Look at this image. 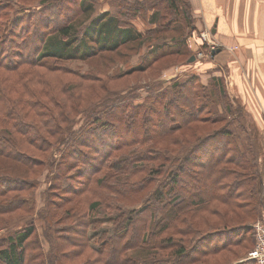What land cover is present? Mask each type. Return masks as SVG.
<instances>
[{"label":"trees","instance_id":"16d2710c","mask_svg":"<svg viewBox=\"0 0 264 264\" xmlns=\"http://www.w3.org/2000/svg\"><path fill=\"white\" fill-rule=\"evenodd\" d=\"M60 1L19 3L27 13L52 12L31 22L34 45L11 39L7 47L2 34L8 31L17 37L21 31L0 22V216L31 204V194L25 193L35 186L42 168L56 165L48 157L69 134L56 169L50 171L48 197L51 192L60 199L48 198L44 212L57 218L55 223L70 219L65 230L80 239L63 237V244H58L61 255L47 258L41 243L33 239L36 226L31 220L0 237V263L202 264L233 246L248 249L245 243L252 240V223L261 218L259 205L264 207V179L229 129L230 120L214 107L220 103L226 112L244 110L241 103L229 99L217 79L210 83L214 98L206 85L202 90L196 87V76L176 81L172 95L156 79L148 84L157 85L158 91L147 103L133 105L126 101V89L109 88L106 82L98 86L99 74L74 73L62 64L96 57L110 62L112 54L127 57L142 46L148 50L127 73L145 72L162 58L182 57L190 51L182 23L189 19L195 27L190 1L116 0L121 9L101 11L81 27L74 22L77 10L91 16L96 1L75 0L78 4L73 10L65 8L63 16L55 9ZM10 4L0 0L1 9ZM150 9L156 25L143 33L130 18ZM18 23L11 19V25ZM102 90L118 93L81 107ZM103 99L108 102L104 111H92ZM88 108L93 120L72 130L74 114ZM198 122L211 126L189 135ZM179 148L183 155L171 157ZM168 163L170 170L163 169ZM76 165L79 175L68 172ZM88 194L95 198L87 203ZM138 203L144 204L137 212L122 210ZM110 209L116 211L108 217L114 232L101 238L96 249L85 237L90 227L96 229L103 222L96 212ZM140 215L147 218L137 226ZM45 226H52L49 219ZM188 236L199 237L187 246ZM50 245L52 251L53 239ZM236 260L225 264H257Z\"/></svg>","mask_w":264,"mask_h":264},{"label":"rangeland","instance_id":"374dc122","mask_svg":"<svg viewBox=\"0 0 264 264\" xmlns=\"http://www.w3.org/2000/svg\"><path fill=\"white\" fill-rule=\"evenodd\" d=\"M10 2L11 6L6 8H0V12H2V18L0 19V22H3L4 25L10 26L13 29H16L17 31H21L20 35L17 37H12L10 35V32L5 31L2 34L3 41L7 40V47L10 45V40L15 39L18 43H28V45H34L35 42L32 38V34L30 33L31 30V22L36 19V17L39 15L47 16L48 14L52 13L51 11H48L46 9H43L41 14H39V11L33 10L32 13H27L26 11H22L19 7V3H27V4H36L40 0H7V2ZM71 6H68L66 0L60 1L55 8L57 13H60L61 16L65 15V8H71L74 9L75 5L78 4V2L75 3V0H70ZM112 11H116L117 9H121L119 7V3L115 0L112 1ZM1 6V5H0ZM96 10L91 16H85L84 13H80L79 10H77V16L74 19V22L77 24L78 27H81L85 23L89 21L90 18L95 16L97 14ZM8 13V14H7ZM99 13V12H98ZM150 14L149 11L142 12L140 14H136L130 20H135L139 24H135L136 27L143 28L149 27L152 25H149L150 20ZM16 18L19 22L17 24L11 25V19ZM188 23H182L186 36L184 40L187 41L189 50L187 54L181 56H173V57H167L162 58L158 62H156L149 70L145 72H132L127 73L129 70H131L133 67H135L145 52L148 50L147 46H142L140 49L135 50L133 52H130L127 57H123L120 54H112L113 61H105L104 58L96 57L95 59H91L88 61L84 60H72V61H66L63 64V66L68 67L70 70H73L74 73L78 74H84V73H93V75L99 74V78L97 80V85L103 83H108V87L112 89H117L118 91H123L126 89L125 92L126 96L128 97L126 101H130L133 105H139L142 103H147L149 101V97L151 94H153V91H158L156 89L157 85L155 87H150L149 82L160 79L162 82L161 88L165 89L168 92L169 95H172L174 93L173 89H171L172 85L176 81H184L185 79H188L192 76H196L198 78V81L196 83V87L199 90L203 89V86L206 85L211 95H209L211 98H214V94L211 92L212 90V84L211 81L213 78L217 79V85H222V88L224 89L225 93L229 97L230 100H234L236 103L239 102L242 104L244 110H241V108H236L233 112H226L223 108V106L218 103L216 106H214L216 109L218 108V113L225 114L230 120L229 129L233 132L235 135V139L238 141L239 145L242 147V150H244L250 157L253 158L255 163V169L258 168V170L261 172V176L264 179V111L263 112H255L252 108L254 105L250 103L251 98L249 96H240L235 88L234 82H235V69L231 65V67H228L227 64H225L223 67L220 66L221 63H216L215 58L220 53L221 50L225 49L222 47L221 43L215 38L213 34H209V37H207L206 40L203 39L202 33H208L209 28H204L201 31H198V29H195V27H191L189 19L187 20ZM144 22L146 25H143ZM184 22V21H183ZM195 30V31H194ZM147 31V29H146ZM144 31L143 33H145ZM212 33V31H211ZM201 41L199 43L195 42L194 44H191V41ZM197 43V44H196ZM216 45V46H215ZM219 47L220 51H216L215 53L212 52V47ZM14 52H17L18 50L16 48L13 49ZM189 54L195 55V59L193 61H189L188 56ZM258 64H257V74L255 71L252 73V77L254 76L256 79V86L255 81H253L254 86L257 88V91L259 93H263V99L262 104L264 105V89L262 90L261 84L262 81L260 79L264 78V45L259 49L258 52ZM191 57V56H190ZM218 59V58H216ZM218 64V65H217ZM178 67V71L177 68ZM166 73L167 77L164 78V74ZM221 73V74H219ZM258 77L260 79H258ZM123 87H126L124 89H121ZM156 89V90H155ZM101 89H98V92ZM130 90V92H129ZM118 91L110 92L109 95L107 92H104V90L101 91V94L96 97L92 96L89 99H86L81 107H83L86 103H91L92 100H97L99 98L105 97V98H111L115 96ZM161 91V90H159ZM106 93V94H105ZM203 91L201 92V98L204 100L206 97H204ZM259 95V94H258ZM214 96V97H212ZM248 98V100H247ZM154 101V100H151ZM106 100H102L98 103H96L92 107V111H100L98 113H101V111H104L105 106L107 105ZM155 106L159 107L161 109V102L154 103ZM252 105V106H251ZM209 106H211L209 104ZM257 107H259L257 105ZM260 108V107H259ZM89 109L88 108L85 112L82 110L80 112H77L74 114V125L72 126V130H77L80 127L84 126L88 121H92L93 118L90 120L92 116H89ZM132 109V108H131ZM129 109V110H131ZM163 110V105L162 109ZM97 113V114H98ZM159 113V112H158ZM263 113V114H262ZM88 114V115H87ZM235 116L238 117L234 118ZM100 120H104V115H100ZM31 120V119H29ZM217 126L222 125L221 123L216 124ZM214 125V127H216ZM211 124H203V123H195L194 126L191 128V131H189V135L195 133V132H203L207 128H209ZM71 130V131H72ZM199 130V131H198ZM69 135V134H68ZM67 135V136H68ZM66 134L62 136V139L56 143L55 148H53V152L51 156L49 155L48 158H50V161H52V165L58 163L59 159H61L62 151L65 148V140L67 138ZM64 141V142H63ZM178 147V146H177ZM176 147V148H177ZM128 150V149H127ZM126 150V151H127ZM125 152V151H124ZM183 155V151L180 152V148L174 153L170 154L171 157L175 155ZM50 167L49 165L46 166V168L39 167L40 174H37L35 177V186L32 187L31 190H29L27 193L29 196V200L31 204H28L23 208V210H20L18 212L7 214V215H1L0 216V237H3L5 235H8L11 231H15L16 229L22 228L25 225L28 224L29 221H34V224L36 226V234L34 235V241H38L37 243H41L42 249L45 252V256L47 258L49 255L56 256L57 258L61 255L60 250L58 249L59 245L63 244V237H73L76 240L80 239V236L77 233L71 234L68 233L65 229L68 226V224H71V220H60L59 222L55 223V220L57 218H53L52 216L49 217L46 216L45 210V203L48 198H55L60 199L59 196L53 195L51 196V192L48 197V190L50 185V171L51 169H56L55 166ZM171 163H168L167 166L163 167V169H169L172 166H170ZM77 167H74L72 169H69L68 172H77V175L81 173L79 170L80 165H76ZM174 167V166H173ZM170 170V169H169ZM168 170V171H169ZM168 171L164 178H166ZM144 174V173H142ZM260 176V174H259ZM159 178L157 181H159ZM51 191V190H50ZM264 194V193H263ZM261 194V196L263 195ZM95 197L88 194L87 197V203L91 200H93ZM261 198V197H260ZM153 203V202H152ZM260 203V200H259ZM144 203H138L135 205H126L122 206V210H125V212H128L129 210L135 209L136 212L139 211L143 207ZM87 206V204H86ZM259 214L261 215V218H263V212L264 207L259 205ZM223 209L222 207H219ZM116 213L115 209L112 211H99L96 212V216L100 217L103 221L99 224H97L96 229L93 227H90V230L85 237V239H89L91 245L93 247L99 248L103 240L101 238L110 236L114 232L115 225L112 223L111 220L108 219L109 216ZM158 213V211H157ZM138 215V213H135V216ZM143 215H140L136 219V225L140 226L144 221H142ZM215 218V217H214ZM46 219H49L51 222V227L48 228L45 226ZM259 219V218H258ZM264 219V218H263ZM150 220V218H149ZM68 222V223H67ZM179 235V234H177ZM200 236V235H199ZM199 236H188V240L186 241V245L188 246L189 243L194 242L197 237ZM60 237V238H59ZM190 237V238H189ZM53 239L55 246H53V249L51 251L50 247V241ZM57 239V240H56ZM252 240L245 243V245L249 246L248 249L243 250L242 248H239L237 246H233L230 250L232 251H225L222 254H220L217 257H213L206 262L202 264H225L229 260H245L247 257V254L251 251L253 246L255 245V235L253 232V236L251 238ZM57 242V243H56ZM33 244V242H32ZM59 244V245H58ZM193 245V243L190 244V246ZM60 248V247H59ZM89 250V249H88ZM87 250V251H88ZM137 251H134L135 254ZM29 253H32L31 250H29ZM167 258V257H166ZM82 259H78L77 262H80ZM2 264V263H0ZM56 264V263H55Z\"/></svg>","mask_w":264,"mask_h":264},{"label":"crops","instance_id":"0c3cea01","mask_svg":"<svg viewBox=\"0 0 264 264\" xmlns=\"http://www.w3.org/2000/svg\"><path fill=\"white\" fill-rule=\"evenodd\" d=\"M92 15L96 10H111L115 0H95ZM192 7L194 26L198 31L209 28L212 34L225 48L214 59L216 63L231 65L235 69V88L240 96H249L255 112H263V93L257 91L256 79L253 71L257 74L258 52L264 45V0H189ZM150 16L153 10H148ZM134 24H139L131 20ZM143 25H146L142 22ZM149 27L139 28L141 32L155 27L156 23L149 20ZM140 25V24H139ZM195 31V30H194ZM201 41H191V44ZM196 43V44H197ZM218 65V64H217ZM225 67V66H224ZM221 74V73H219ZM254 74V73H253ZM258 79H260L258 77ZM255 81V86L253 81ZM261 88L264 89V78ZM259 94V95H258ZM257 105L260 107H257ZM263 114V113H262ZM264 218V212H263ZM264 220V219H263ZM246 259V258H245ZM248 260V259H246Z\"/></svg>","mask_w":264,"mask_h":264},{"label":"built area","instance_id":"2783aa9c","mask_svg":"<svg viewBox=\"0 0 264 264\" xmlns=\"http://www.w3.org/2000/svg\"><path fill=\"white\" fill-rule=\"evenodd\" d=\"M209 34L211 35V30L206 33H202V37L204 40L209 37ZM216 46V45H215ZM213 46L212 52H214L217 48ZM178 71V67L176 68ZM164 78H169L167 77L166 73L163 75ZM252 228L254 230V235H255V245L251 249V251L247 254L246 259L249 260H254L257 264H264V220L263 218L257 219L254 223H252Z\"/></svg>","mask_w":264,"mask_h":264},{"label":"water","instance_id":"95a60500","mask_svg":"<svg viewBox=\"0 0 264 264\" xmlns=\"http://www.w3.org/2000/svg\"><path fill=\"white\" fill-rule=\"evenodd\" d=\"M212 32H215V29H213ZM216 51H220V48H217V49L214 51V53H215ZM195 58H196L195 55H191V57L189 58V61H193Z\"/></svg>","mask_w":264,"mask_h":264}]
</instances>
